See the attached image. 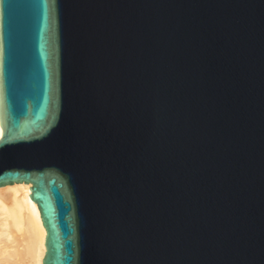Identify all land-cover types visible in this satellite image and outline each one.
Masks as SVG:
<instances>
[{
    "label": "water",
    "instance_id": "obj_1",
    "mask_svg": "<svg viewBox=\"0 0 264 264\" xmlns=\"http://www.w3.org/2000/svg\"><path fill=\"white\" fill-rule=\"evenodd\" d=\"M0 128L41 264H264V0H0Z\"/></svg>",
    "mask_w": 264,
    "mask_h": 264
},
{
    "label": "bare ground",
    "instance_id": "obj_2",
    "mask_svg": "<svg viewBox=\"0 0 264 264\" xmlns=\"http://www.w3.org/2000/svg\"><path fill=\"white\" fill-rule=\"evenodd\" d=\"M29 187L0 188V264H41L45 231Z\"/></svg>",
    "mask_w": 264,
    "mask_h": 264
}]
</instances>
